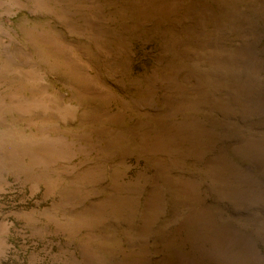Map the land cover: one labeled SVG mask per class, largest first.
I'll return each mask as SVG.
<instances>
[{
    "label": "rangeland",
    "instance_id": "obj_1",
    "mask_svg": "<svg viewBox=\"0 0 264 264\" xmlns=\"http://www.w3.org/2000/svg\"><path fill=\"white\" fill-rule=\"evenodd\" d=\"M0 264H264V0H0Z\"/></svg>",
    "mask_w": 264,
    "mask_h": 264
}]
</instances>
